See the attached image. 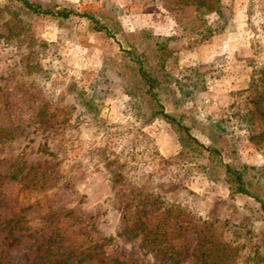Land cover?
I'll return each instance as SVG.
<instances>
[{"label": "rangeland", "instance_id": "374dc122", "mask_svg": "<svg viewBox=\"0 0 264 264\" xmlns=\"http://www.w3.org/2000/svg\"><path fill=\"white\" fill-rule=\"evenodd\" d=\"M27 1L74 12L0 0V264H264V0Z\"/></svg>", "mask_w": 264, "mask_h": 264}, {"label": "trees", "instance_id": "16d2710c", "mask_svg": "<svg viewBox=\"0 0 264 264\" xmlns=\"http://www.w3.org/2000/svg\"><path fill=\"white\" fill-rule=\"evenodd\" d=\"M185 1H189V0H185ZM21 2L26 8H29L32 12L37 13V14H41V15L50 14V15H56V16H60L62 18H65L70 13L74 12V11H69V10L66 11L64 9L57 10V11H52L51 9H47V8L41 7L39 4L28 2L27 0H21ZM191 2L195 3L197 8H199V9L202 8V6L205 5V3H206L203 0H191ZM206 4L208 6V3H206ZM85 16L89 17L94 23L97 22L92 16H89V15H85ZM142 76H143L144 79H146L145 75H142ZM148 83L151 84V82L149 80H148ZM165 116H167V115H165ZM168 119L170 121L176 122V124L178 126H180L181 128H184V130H186L184 125L179 124L172 117L168 116ZM213 151H215V150L213 149ZM228 172L231 174L232 180H234L236 182L235 184H236L237 190L241 191V192H244V193H247V190H245L243 188L242 177H241L240 171L228 169ZM149 205H150V203L147 204V207L139 206V207H137L135 209L134 213H129V214L126 215V220L129 219V217L131 215H136L137 216L136 221L134 222V225L132 226L134 228V231L131 232L130 236L139 235L147 227V225H146V216L145 215L149 212V209H148ZM142 235H143V233H142Z\"/></svg>", "mask_w": 264, "mask_h": 264}]
</instances>
